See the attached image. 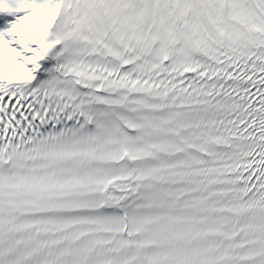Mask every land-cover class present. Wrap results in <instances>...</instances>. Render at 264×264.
<instances>
[{"label":"snow or ice","instance_id":"1","mask_svg":"<svg viewBox=\"0 0 264 264\" xmlns=\"http://www.w3.org/2000/svg\"><path fill=\"white\" fill-rule=\"evenodd\" d=\"M0 264H264V0H0Z\"/></svg>","mask_w":264,"mask_h":264}]
</instances>
